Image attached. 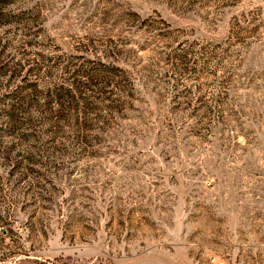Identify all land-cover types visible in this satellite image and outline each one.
Masks as SVG:
<instances>
[{
	"label": "rangeland",
	"instance_id": "obj_1",
	"mask_svg": "<svg viewBox=\"0 0 264 264\" xmlns=\"http://www.w3.org/2000/svg\"><path fill=\"white\" fill-rule=\"evenodd\" d=\"M0 264H264V0H0Z\"/></svg>",
	"mask_w": 264,
	"mask_h": 264
}]
</instances>
